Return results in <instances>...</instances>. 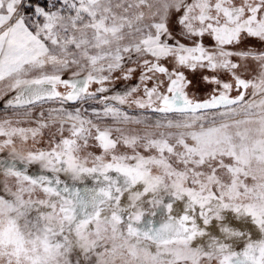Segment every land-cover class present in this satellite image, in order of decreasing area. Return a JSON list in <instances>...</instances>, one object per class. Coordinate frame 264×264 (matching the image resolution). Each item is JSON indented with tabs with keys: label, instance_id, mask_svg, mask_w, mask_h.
Returning <instances> with one entry per match:
<instances>
[{
	"label": "snow or ice",
	"instance_id": "1",
	"mask_svg": "<svg viewBox=\"0 0 264 264\" xmlns=\"http://www.w3.org/2000/svg\"><path fill=\"white\" fill-rule=\"evenodd\" d=\"M0 264H264V0H0Z\"/></svg>",
	"mask_w": 264,
	"mask_h": 264
}]
</instances>
